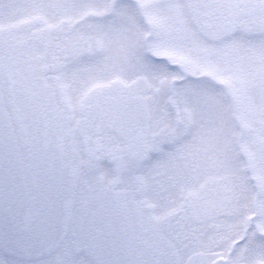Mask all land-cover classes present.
I'll return each instance as SVG.
<instances>
[{
	"label": "snow or ice",
	"instance_id": "snow-or-ice-1",
	"mask_svg": "<svg viewBox=\"0 0 264 264\" xmlns=\"http://www.w3.org/2000/svg\"><path fill=\"white\" fill-rule=\"evenodd\" d=\"M0 264H264V0H0Z\"/></svg>",
	"mask_w": 264,
	"mask_h": 264
}]
</instances>
